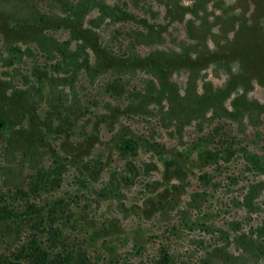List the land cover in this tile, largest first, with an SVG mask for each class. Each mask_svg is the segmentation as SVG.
Segmentation results:
<instances>
[{"label": "rangeland", "instance_id": "rangeland-1", "mask_svg": "<svg viewBox=\"0 0 264 264\" xmlns=\"http://www.w3.org/2000/svg\"><path fill=\"white\" fill-rule=\"evenodd\" d=\"M61 3L0 0V264L238 255L264 229V0H101L121 14L84 42Z\"/></svg>", "mask_w": 264, "mask_h": 264}, {"label": "trees", "instance_id": "trees-1", "mask_svg": "<svg viewBox=\"0 0 264 264\" xmlns=\"http://www.w3.org/2000/svg\"><path fill=\"white\" fill-rule=\"evenodd\" d=\"M62 13L67 14V18L65 19L67 26L70 28V31L72 33V36H76L77 39L84 42L87 40L85 37L86 35H89L90 29H85L83 25V20L89 16L91 13L98 12L99 16L96 19V23L98 21H104L106 18H110L113 16H119L121 13L120 9L113 8L110 9L107 6H103L101 3V0H62L61 3ZM43 19L45 17H40L38 15H35L34 18H28L27 21L30 22V27H34L36 29L39 28L40 25L43 24ZM26 24H29L26 22ZM99 25V23H97ZM35 29V31H36ZM85 34L84 36H81L80 34ZM38 41L41 44H44L43 46H46L43 49L47 52H53L57 51L62 54V60L66 63L65 65L74 66L76 62H78L81 52L83 51L80 47L74 51V53H70L68 50L69 45H71L72 42H69L67 45L64 43L58 44L57 47L48 45L47 42L43 39V36H39ZM85 39V40H84ZM43 42V43H42ZM79 46V45H78ZM49 47H52L51 49ZM100 58H97V67L100 66ZM10 106V105H7ZM14 108H18L17 105H13ZM0 121L4 124V127L6 128V125L8 124V120L5 118H0ZM123 148L128 149H134L133 147H136V141L132 139L122 138L121 140ZM171 165H174L171 163ZM254 189V188H253ZM256 187H255V189ZM253 190V191H254ZM255 191V193H256ZM254 192H251V196H248L245 198L244 203L245 205L250 206L251 199L250 197H253L252 195ZM26 219L30 220L32 216L26 215ZM13 218V212L9 211L8 208H2L0 206V223L7 222L9 220H12ZM264 229L258 228L256 233L251 236H247L245 234L239 235V237L236 239L238 250H240V253L236 256L230 255L226 257V253L222 254L221 249H216L211 253L210 257L207 259H204L202 261V264H255L259 262L261 259H264ZM33 252V258L35 259L34 264H49L50 257L47 255L45 250L41 249L39 247V244L37 241L35 243H31L28 248V252ZM61 258V257H60ZM171 256L165 252L162 254L161 263L163 264H171ZM48 260V263L45 262ZM51 264H69V263H78V264H89L88 258L84 251H77V252H69L64 258L56 259L55 261H51Z\"/></svg>", "mask_w": 264, "mask_h": 264}]
</instances>
